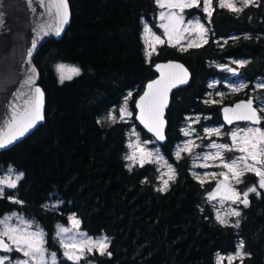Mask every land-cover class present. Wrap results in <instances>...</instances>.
<instances>
[{
    "label": "trees",
    "instance_id": "16d2710c",
    "mask_svg": "<svg viewBox=\"0 0 264 264\" xmlns=\"http://www.w3.org/2000/svg\"><path fill=\"white\" fill-rule=\"evenodd\" d=\"M69 3L72 18L64 36L46 42L35 58L46 96L45 122L0 151V175L10 168L23 174L15 188L4 189L0 218L15 212L41 224L46 245L60 255L56 226L74 215L83 231L109 238L103 255L89 254L94 264H219L217 255L236 252L241 242L246 255L230 264H264V191L240 206L238 226L221 224L208 199L214 182L194 176L190 154L174 153L189 116L208 115L203 123L223 124L222 104L250 96L256 82H264V0L238 13L212 0L211 17L189 8V16L199 15L206 24L207 39L187 49L163 42L150 56L144 23L157 29V0ZM168 59L185 63L192 79L172 95L167 141L159 147L175 174L162 190L156 163L130 166L126 154L133 126L143 138H152L137 124L134 103L156 76L153 64ZM233 60L243 62L235 67L246 88L226 94L223 103L209 101L211 82L223 87L229 75L217 65ZM58 62L76 64L81 72L59 82ZM129 93L132 121L120 117L118 109ZM257 93L264 101V87ZM112 109L116 119L101 120Z\"/></svg>",
    "mask_w": 264,
    "mask_h": 264
},
{
    "label": "rangeland",
    "instance_id": "374dc122",
    "mask_svg": "<svg viewBox=\"0 0 264 264\" xmlns=\"http://www.w3.org/2000/svg\"><path fill=\"white\" fill-rule=\"evenodd\" d=\"M165 6L160 7V9L156 12L154 19H155V25L156 28H153L149 23L145 22L144 23V32H143V40L146 45V50L147 53L150 54L156 50V48L162 44L158 41H156L155 37L159 36L163 42H168L171 45H177L180 49H187L189 41H192L194 43L201 44L207 39V26L206 24L202 21V19L199 17V15H188L187 10L189 8H184L183 11H181L180 8L178 7H169L168 4L170 0H163ZM171 2H176V0H171ZM237 3V7H240L239 0H235ZM197 8H201L204 11V4L203 0H201L200 6ZM211 10H212V5H211ZM161 13L164 14V19H161ZM207 13V12H205ZM170 14H175V18L172 20L170 23L169 21V16ZM208 14V13H207ZM182 17V22L177 19ZM199 21L201 24L204 25V29L206 31L203 33V40L200 39V31L199 29H194V23L195 21ZM168 24L169 25V33L171 36V41H169V37L165 36L164 34V28L161 27V25ZM148 29L149 31H146L145 29ZM187 29V31H185ZM178 41V42H177ZM155 49V50H153ZM242 61L239 60H233V61H228L225 63L218 64V68L225 70L228 72V77L223 81V87L220 86V82L218 81H213L211 82V89L207 94L208 100L216 103H223V99L226 96V94L234 92V91H240L246 88V84L244 81H242L238 77V70L235 67V64H240ZM65 65L67 68H78L79 73L81 72L80 66L68 62H58L55 65V70L57 73V77L59 82H61L60 76L61 73L57 71V66L58 65ZM67 68L64 71L65 77L71 76L74 77L77 74H73L67 71ZM67 80L65 78L63 81ZM264 84L263 81H257L255 84V89L250 92L251 95L254 96L256 100L257 106L262 110L264 109V101L260 97V95L257 93L258 88H260V85ZM132 93H129L126 95L124 98L122 104L118 107L120 117L125 118L126 120H133L132 119V111L130 109L129 105V100L131 98ZM127 100V104H125V101ZM127 109V112H130L131 115H127L124 113L122 110ZM264 111V110H262ZM117 117V114L115 112V109L110 110L107 114H104L101 117V120L104 121H114ZM203 119L205 121L209 119V116H201L200 114H194L192 116H189L186 120V122L183 125V135L184 138L183 140L178 143L174 149V153L177 156V151L181 148H185V145H187V148L184 151L180 152V155H183V153L190 154L193 158V168H192V173L194 176L202 181V182H209L212 181L214 182V186L212 191L208 194V199L209 195L212 193H216L214 199H209V201L212 203L215 209V215L216 217L219 215L221 219H224L226 221L225 224H230L234 223L237 224V221H240V216H241V209L240 206L243 203H240L239 200L236 201L235 203L233 202V199H227L226 197L232 195V191L234 190L237 194H239V199L243 200L244 196L243 193L247 192L249 188L255 187L256 192H260L261 190L264 191V188H260L259 186V179L254 172L248 171L252 174H254L257 177V182H253L252 185L246 186L244 185L243 188H238V184L236 182V179L232 177V173L228 171L223 165L225 162L231 163L234 159L237 157L245 155V153L240 152L238 149L240 147H243V138L245 132L249 128H260L261 130H264V127L261 126H255L250 123L246 124H234L232 126H225L224 124H206L203 123ZM200 124V126H197ZM219 129L220 134L217 135L214 132L209 133L206 131V129ZM185 132L188 134L185 135ZM233 132L239 133L237 136L236 141L234 142L232 139L231 134ZM249 136L252 135V133H248ZM191 142V143H189ZM139 144L140 148L144 149L145 152H151L152 157L150 160H145L143 165L148 163V162H154L157 165V186L158 188L165 190L171 180L174 178V172L175 171H170L169 170V165L171 168L174 170L172 164L166 159L164 156L163 152L161 151V148L159 147V144L154 138H149L145 139L141 135V130L138 129L136 126H133L130 133H129V140H128V151L126 154V160L128 162V165L134 166V165H141L140 157H141V152L140 150L136 147V145ZM229 145L232 150L229 151L227 149H219L217 147H212V145ZM131 145V146H130ZM220 152V156H216L217 152ZM135 156L134 159L130 160L127 159L129 156ZM179 155V156H180ZM260 159H264V157H260ZM248 163L251 164L253 161L251 159L248 160ZM239 167L242 168L243 164H239ZM256 167H261V165L257 164ZM12 169L10 172L9 169L4 171L0 175V179L3 180H15L16 175L19 173L15 171V169ZM226 173L227 174V179H225L224 176H221L220 173ZM247 173V172H245ZM244 173V174H245ZM215 174V175H213ZM243 176V175H242ZM242 176L239 177L240 181ZM164 181H167V186H165ZM218 185H220L218 189ZM224 185H228V187H225ZM0 187H3V189L8 188L6 184L0 185ZM250 193V192H249ZM248 193V194H249ZM238 211L240 213L239 216L232 215V211ZM4 217H11L9 224L12 226H19L21 228H27L28 231H36L37 229H40L44 233V248L46 251L44 252V261L42 264H53L52 260V253H55V264H94L90 259H89V254L93 252L94 250L101 251L97 247H92V251L89 252L87 250L88 246L87 241H92L93 244H95L97 241H103L106 245H108L109 238L107 235H101V236H91L87 232L83 231L80 225V221L72 215L71 217H74L76 220L79 221L78 227H74L72 221L69 219L66 224H58L56 226L57 232L59 230L58 226H62L65 228L70 229L68 233L62 234L61 237H59V241L63 239L65 242H69V240L75 242L77 245V248L80 247V245L83 243L86 245L84 248L83 254L81 255V258L78 261L70 260L68 259L67 256L64 255L66 249L61 245V254L58 255L56 251L51 250L47 245H46V233L41 224L32 221L31 219L27 218L26 216L20 214V213H9L7 215L2 216L0 219H3ZM20 218V219H18ZM20 220H23L25 223L21 224ZM30 225V227H28ZM1 230L3 226H0ZM7 242L9 243V246L13 248V251H7V252H2L0 251V257H8L7 260H4V264H17V261H22V260H27L29 257H25L22 252L20 254L22 256L20 257H15L13 255V252L15 251V245L12 243L11 240H9L7 237H4ZM240 246V245H239ZM68 251H74V249L69 248L67 249ZM239 250V248H238ZM237 250V251H238ZM236 252L230 253V254H218L217 255V261L219 264H230L234 262L235 260L241 259V257H236ZM242 253L244 254L243 250H241ZM229 257H232L233 259L229 260ZM243 257V256H242ZM29 264H40L38 260H30Z\"/></svg>",
    "mask_w": 264,
    "mask_h": 264
},
{
    "label": "snow or ice",
    "instance_id": "6c2138e0",
    "mask_svg": "<svg viewBox=\"0 0 264 264\" xmlns=\"http://www.w3.org/2000/svg\"><path fill=\"white\" fill-rule=\"evenodd\" d=\"M157 3L160 7H164L165 4L163 0H157ZM201 3V0H176V2H169V7H178L183 11L184 8L189 7H199ZM240 7H237V3L235 0H219V7L220 8H227L229 11L232 12H241L245 7H248L250 5H253L256 3V0H239ZM204 4V11L208 13V16L211 17L212 11H211V5L212 0H203ZM55 7V14L57 17H59L60 20V26L56 28V34L59 35L62 31V26L68 22V4L67 0H56V2L53 5ZM164 14L161 13V19H164ZM175 18V14H170L169 21L170 23ZM182 22V17L177 18ZM162 28H164V34L165 36L169 37V41H171V36L169 33V25L164 24L161 25ZM194 29H199L200 31V39L203 40V33L206 31L204 29V25L201 24L198 20L194 23ZM146 31H149L147 28ZM187 31V29H185ZM156 41L163 43L161 38L159 36L155 37ZM178 42V41H177ZM174 46V45H173ZM200 45L198 43H194L192 41H189L188 47H199ZM155 50V49H153ZM30 55V53H29ZM243 63V62H242ZM157 69L161 71V77L158 80H155L147 85V90L145 91L144 95L140 97V100L137 102V108L140 111V114L138 116V119L145 125V127L148 128L149 131L154 132L156 137L160 140L164 139L163 135V109L166 106V97L167 92L170 91L172 87L176 86V83H186V70L182 68L181 65H156ZM67 68V66L61 64L57 66V71L61 73L60 79L61 82L65 78L71 79V76L65 77L64 71ZM165 68H180L184 72L183 78H178L175 76L174 73H165ZM67 71L73 74H79L78 68H67ZM33 72H35V69H33ZM27 83L32 84L34 83L33 77H29ZM261 87H264V84L260 85ZM35 93L37 98L33 100V106L30 110H25L21 114V119H24L26 123L24 126L20 129L19 135H23L25 131L28 130V128L32 127L36 120L43 119V116L41 114L42 109V103H43V92L41 89L36 88ZM125 104H127V100L125 101ZM237 109L244 108L247 111L245 112H234L232 117H229L228 113L232 112V109L225 108V120L228 123H231L233 119L237 120H249L253 121L254 123H259L261 120V117L257 116L256 110L252 108V101H248L245 104H238L236 105ZM264 110V109H262ZM127 115H131L130 112H127V109L122 110ZM15 119V117H14ZM209 133H215L217 135L220 134V130L217 129H206ZM248 133H252L251 136L248 135ZM188 133L185 132V135ZM239 133L233 132L231 134L233 141L235 142L237 139V136ZM15 139H17L16 134H12L10 136L0 138V148H4L7 145L11 144ZM191 143V142H189ZM243 147H240L238 150L242 153H245V155L237 157L234 159L231 163H224V167L228 169L229 172L232 173V177L236 179L237 183H240L239 177L242 176L245 172L251 171L254 172L259 179V186L260 188H264V159H260V157H264V130H261L260 128H249L247 132L244 134L243 138ZM131 146V145H130ZM136 147L141 152V165H143L145 160H150L152 157L151 152H145L144 149L140 148V145L137 144ZM212 147H217L219 149H227L229 151L232 150V148L229 145H215L213 144ZM187 148V145H185V148H181L177 151V157H179L180 152L184 151ZM216 156H220V152L218 151L216 153ZM135 156H129L127 159H134ZM251 159L253 163L249 164L248 160ZM243 164V167L240 168L239 164ZM259 164L261 167H256V165ZM169 170L174 171L171 166L169 165ZM11 172L12 169H9ZM215 175V174H213ZM221 176H224L225 179H227L226 173H220ZM23 174L20 173L16 175L15 180H3L0 179V185L6 184L9 188H15L17 186V181H19L22 178ZM167 181H164L165 186H167ZM225 187H228V185H224ZM220 185H218L219 189ZM232 191V195L226 197L227 199H233V202L239 200L240 203H243L245 206L248 205V193L249 192H256L255 187H251L248 189L247 192L243 193L244 199H239V194H237L234 190ZM4 195V189L3 187H0V198H2ZM216 193H212L209 195V199H214ZM16 203H20V201H14ZM232 215L239 216L240 213L238 211L233 210ZM11 217H4L3 219H0V226H3L2 230H0V237H7L9 240L12 241V243L15 245V251L22 252L25 257H29L27 260L17 261V264H29L30 260H38L40 264L44 261V252L46 249L44 248V233L42 230L37 229L36 231H28L27 228H21L19 226H12L9 224ZM20 219V218H18ZM74 227H78L79 221L76 220L74 217L69 218ZM218 221L221 224H225L226 221L224 219H221L220 216H217ZM20 223H25L23 220H20ZM239 225V222L237 221V225ZM30 227V225H28ZM59 230L57 232V237H61L62 234L68 233L70 229L58 226ZM60 243L63 245V247L66 249L64 255L68 257L70 260L78 261L81 258V255L83 254L84 248L86 247L85 244H81L79 248H77V245L75 242L69 240V242H65L63 239L60 240ZM87 245H91L87 247V250L89 252L92 251V247H97L101 250V254H104V250L107 248V245L103 243V241H97L95 244H93L92 241H87ZM72 248L74 251H68L67 249ZM0 249H3L5 251H13V248L10 247L8 244L4 242L2 238H0ZM243 249V242H241L239 246V250L236 253V257H241L243 255L242 250ZM110 255V253H109ZM53 264H55V253L51 254ZM8 257H0V264H4V260H7ZM233 259L232 257H229V260Z\"/></svg>",
    "mask_w": 264,
    "mask_h": 264
},
{
    "label": "water",
    "instance_id": "95a60500",
    "mask_svg": "<svg viewBox=\"0 0 264 264\" xmlns=\"http://www.w3.org/2000/svg\"><path fill=\"white\" fill-rule=\"evenodd\" d=\"M55 2L56 0H0V138L12 134L17 135V139L6 147L0 148V151L9 150L22 142L45 122L46 96L40 85V71L35 63V58L46 42L50 40H60L64 36L70 26L72 18L70 3L69 0H67L69 13L68 22L62 26V31L57 35L56 28L60 26V20L55 14V7L53 6ZM158 64L181 65L187 73L186 83L177 82L176 86L172 87L170 91L167 92V103L163 109V140L158 139L154 132L149 131L148 128L141 123L138 119L140 111L137 108V102L147 90V85L161 77V71L156 67ZM33 69H35V72H33ZM153 70L156 76L145 84L142 93L135 100V120L143 131L154 138L159 145H162L167 141V115L172 102V95L174 91L190 84L192 73L185 63L177 59L156 61L153 64ZM164 72L166 74L174 73L178 78L184 77V72L180 68H165ZM29 77H33L34 83H27ZM36 88L41 89L43 92L41 109L43 119L36 120L34 125L28 128L23 135H19L20 129L26 123L24 119L20 118L21 114L25 110H30L32 108L33 100L37 98L35 93ZM248 101H252V108L256 110L257 116L261 117L259 123L237 119H233L231 123H228L225 120V108L233 110L228 113L229 117H232L234 112L247 111L244 108L237 109L236 105L245 104ZM221 116L225 126H232L239 123H250L255 126H261L263 122L261 109L257 106L253 95L240 98L230 104H222ZM0 238L9 245L4 237ZM0 251L7 252L3 249H0Z\"/></svg>",
    "mask_w": 264,
    "mask_h": 264
},
{
    "label": "flooded vegetation",
    "instance_id": "af4514ba",
    "mask_svg": "<svg viewBox=\"0 0 264 264\" xmlns=\"http://www.w3.org/2000/svg\"><path fill=\"white\" fill-rule=\"evenodd\" d=\"M241 124H246V123H241ZM252 179H253L252 173L247 172V173L243 174V176L241 178L242 181L238 184V188L241 189V188H243L244 185H246L247 187L250 186V185H252L253 184V180ZM252 193H254V192H250L248 194V197H247L248 200H249V196Z\"/></svg>",
    "mask_w": 264,
    "mask_h": 264
}]
</instances>
